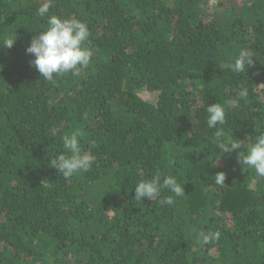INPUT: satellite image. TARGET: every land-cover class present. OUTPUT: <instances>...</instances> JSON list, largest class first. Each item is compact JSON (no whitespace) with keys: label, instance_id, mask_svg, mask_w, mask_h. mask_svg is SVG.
Instances as JSON below:
<instances>
[{"label":"trees","instance_id":"trees-1","mask_svg":"<svg viewBox=\"0 0 264 264\" xmlns=\"http://www.w3.org/2000/svg\"><path fill=\"white\" fill-rule=\"evenodd\" d=\"M43 2L0 0V39L16 38L0 48V264H264V177L221 164L206 124L221 104L239 151L264 131V0H51L49 15L87 24L93 51L55 83L25 51ZM241 50L252 64L222 71ZM77 129L95 161L65 179L50 160ZM157 170L184 184L174 206L167 190L134 199Z\"/></svg>","mask_w":264,"mask_h":264},{"label":"clouds","instance_id":"clouds-1","mask_svg":"<svg viewBox=\"0 0 264 264\" xmlns=\"http://www.w3.org/2000/svg\"><path fill=\"white\" fill-rule=\"evenodd\" d=\"M50 7L51 0H44L38 7L36 15L41 18L47 17V26L31 39L25 51L33 57L30 64L36 68L43 79L46 82L55 83V77L58 75L69 72L79 75V69L87 68L91 63L93 51L86 46L90 37L87 24L75 18L49 15ZM15 39L10 36L3 37L0 39V48H11ZM252 62L249 52L241 50L232 61L221 64L219 67L222 71L227 68L232 73L239 74L243 73ZM237 96L241 100L246 99L248 89L242 86ZM206 113L207 127L215 129L210 139L219 150L223 154L238 150V164L243 169H254L257 176L264 177V131L255 138V142L248 144L244 151H239L242 148L241 143L226 142L223 139L225 133L221 126L226 123L224 107L219 103L210 104L206 107ZM51 134L56 135L55 128L51 129ZM80 135L78 129L71 134L63 135V148L70 155L63 152L58 153L55 158L50 160V166L56 168L65 179L79 172H88L95 161L94 156L83 153ZM90 146L94 147L95 142L91 141ZM214 177L215 183L225 184L226 174L224 172H219ZM183 185L178 183L176 176L164 175L157 170L150 179H142L135 185L134 199L141 202L142 199L147 198L151 201L162 191L167 190L171 194L163 197L160 203L174 206L176 198L186 196ZM198 237L202 242L209 243L218 240L220 233L201 231L198 233Z\"/></svg>","mask_w":264,"mask_h":264},{"label":"rangeland","instance_id":"rangeland-1","mask_svg":"<svg viewBox=\"0 0 264 264\" xmlns=\"http://www.w3.org/2000/svg\"><path fill=\"white\" fill-rule=\"evenodd\" d=\"M138 93L140 94L141 97L150 100V101H154L155 100V93L154 92H150L147 91L146 89H142L139 90ZM168 145H166V153H168ZM237 158V153L230 152L226 155H223L220 157L219 161L221 164L225 165V164H233L235 159ZM58 252L54 251V253L52 254L53 256L57 255Z\"/></svg>","mask_w":264,"mask_h":264}]
</instances>
